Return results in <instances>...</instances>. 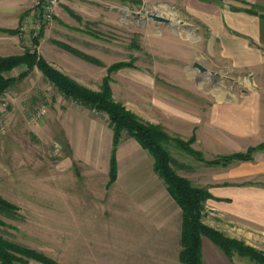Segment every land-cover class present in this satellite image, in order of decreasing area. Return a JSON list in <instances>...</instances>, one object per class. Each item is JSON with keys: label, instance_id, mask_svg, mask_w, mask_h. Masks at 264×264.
I'll return each instance as SVG.
<instances>
[{"label": "rangeland", "instance_id": "1", "mask_svg": "<svg viewBox=\"0 0 264 264\" xmlns=\"http://www.w3.org/2000/svg\"><path fill=\"white\" fill-rule=\"evenodd\" d=\"M76 1L85 2L89 12L66 10L70 25L63 23L64 41L53 31L48 43L50 48H62L93 66L90 76H84L82 71L75 75L79 79L86 77L90 86L54 67L50 53V61L42 54L41 40L50 24L56 23L57 14L37 37L21 35L23 22L34 12L33 0L18 28L6 31L18 35L20 53L0 57H20L29 51L68 78L97 92L102 90L112 65L130 63L132 66L110 74L112 98L143 122L158 126L168 135L169 140L163 144L180 176L189 178L193 185L205 182L204 175L210 167L206 162L231 155L217 152L232 151L233 147L223 142L211 148L206 146V141L196 144L197 130L204 134L208 130L222 132L227 124L185 121L173 115L168 106H187L188 99L195 97L184 87L191 85L195 86L192 92L198 94V99L204 100L205 119L209 118L207 104L219 101L222 109L228 110L230 99L244 97L246 84L251 83L250 68L237 67L232 60L222 59L223 47L233 44L229 40H226L228 44L224 43L218 32L212 35L210 27L197 16L205 4H222L234 10L241 0ZM253 1L251 11L259 12L261 6L255 4L264 0ZM152 15L169 21H156ZM69 47L98 62L88 61ZM195 62L206 71L195 68ZM102 70L105 76L97 82ZM139 71L150 73L157 89L134 91L133 78ZM2 75L11 84L0 95V197L18 207V210L0 211L2 240L35 250L57 264H180L182 210L168 194L163 179L153 171L149 153L145 150L147 154L140 153L145 168L130 171L122 188L107 190L109 176L103 182L92 180L89 175L86 178L85 169L91 162L85 154L74 162V179L73 174H68V165H64V162L68 164L72 151L63 124L67 123L68 115L75 117L72 132L84 148L98 137L97 157L106 168L111 155L104 133L108 115L65 97L36 65L30 68L23 63ZM43 108L46 113L38 117ZM79 110L90 113L82 119ZM122 136V140L131 138L126 133ZM186 145L193 153L185 150ZM246 145L243 141L242 151L234 153L246 152L249 149ZM128 148L127 145L126 153ZM199 167L206 168L205 172L199 171ZM58 171L61 172L59 184ZM150 184L153 189L148 194ZM28 264L43 263L30 259Z\"/></svg>", "mask_w": 264, "mask_h": 264}, {"label": "crops", "instance_id": "2", "mask_svg": "<svg viewBox=\"0 0 264 264\" xmlns=\"http://www.w3.org/2000/svg\"><path fill=\"white\" fill-rule=\"evenodd\" d=\"M254 2L253 0H241V2H238V5L234 6V10L226 9L222 4L217 6L205 4V6L200 8L201 12L197 15L203 23L210 27L212 35L220 33L221 35H218L220 38H223L224 43L228 44L227 41L229 40L233 44V47L229 45L223 47L222 54L224 56H222V59L232 60L237 67L250 68L248 74L251 78V83L246 84L244 97L230 99L228 101V110L222 109V102L220 103L219 101L207 104L209 109L206 113L209 118L205 119L204 116L206 114L204 109L206 105L203 103L204 100L198 99V94L192 92L196 88L191 85L184 88L190 91V96L192 95L196 99H188L187 106H168L173 115H178L180 118L185 119V121L227 124V129L222 132L208 130L204 134L197 130L196 134V144H199L201 141L205 143L204 141H206V146L211 148L217 145V143L223 142L233 147L232 151L217 152L220 154H233L239 151L243 141H246L248 148L264 144V2L258 1V4L256 3L255 5L261 6L260 9H257L259 12L252 13L251 9ZM85 6V2L78 3L75 0H61L60 6L56 11L58 17L55 21L56 23L50 24L49 29L41 40L40 47L42 54L47 60L49 59L48 53L52 55L55 62L54 67L78 82L90 86V83H87L85 79L86 77L81 78V80L75 75L77 72L82 71L84 76H90V73L94 70L93 66H88L82 59L62 48H50L48 43L52 38L53 31L59 33L60 38L58 39L64 41L62 40V36L65 32L61 29H64L65 25H70L66 10H75L83 14L90 10L88 6ZM30 7H32V0H0L1 56L17 55L20 53L17 50L18 47L20 48L18 35L12 36L7 34L6 31L18 28L22 16L29 11ZM85 52L88 53L87 51ZM211 54L214 55V52ZM208 57H205L206 60ZM209 58L211 62H214L212 57ZM97 76V82L98 80L101 82L105 76L104 70ZM133 89L139 92L155 90L157 89V83L150 73L144 74L139 71L134 74ZM78 112L83 117L82 119H85L84 117L90 113L89 110H79ZM107 121L105 126L107 130L104 132L106 137L105 142L106 146L108 145L109 149H111L112 154L114 132ZM74 123H76L75 117L68 115L67 123L63 124V132L72 151V154L68 157V164L64 162V165H68L66 167L68 174L70 176L73 174L72 176L75 179L76 175L73 172L74 162L81 160L80 157L85 154L91 162L86 167L87 169H85L86 178L89 175L88 177L92 178V180L93 178L95 180L101 179L103 182L104 178H108L109 176L110 182L111 155L109 167L105 168L103 162L97 157L98 137L97 140H93L94 142H88V145L84 148L83 142L78 139L75 132H72ZM127 145L129 148L126 153ZM240 151L242 150L240 149ZM141 152L148 155V161L155 172L150 152L144 149L134 138L123 139L117 149V179L111 185L108 182L107 190L111 191L112 188L119 189L122 188L121 186L124 187L130 171L135 172L145 168L143 164L146 163L141 162ZM126 159L128 161H125ZM181 166L182 168L189 169L186 165L181 164ZM209 166L207 167L208 170H206L207 174L204 175L207 178L205 182L195 185L208 189L214 197V199L206 202V216L203 217V222L213 229L224 233L227 237L245 241L246 244L264 251V149L257 151L253 160L250 161H235L228 165ZM198 169L203 173L206 168L199 167ZM60 173L58 171L56 176L58 184ZM148 175L147 170L146 179ZM147 182L149 180L146 181L144 187ZM140 185L139 187H141ZM151 189H153L152 184H150L149 190H146V192L149 194ZM202 256L204 264H257L248 257L238 254H235L232 258L228 257L219 246L207 237H203L202 239Z\"/></svg>", "mask_w": 264, "mask_h": 264}, {"label": "trees", "instance_id": "3", "mask_svg": "<svg viewBox=\"0 0 264 264\" xmlns=\"http://www.w3.org/2000/svg\"><path fill=\"white\" fill-rule=\"evenodd\" d=\"M252 13L255 12L252 11ZM68 49L80 54L88 61L98 62L92 56L82 54L70 47ZM23 63L30 68L35 65L38 66L48 79L62 91L65 97L72 99L87 109L97 110L108 115L110 127L114 132L109 185L117 179V149L122 142L123 133L134 138L144 149L150 152L154 158L155 172L164 180L169 194L182 210L180 264H204L202 256L203 237L213 241L230 258L238 254L248 257L257 264H264L263 251L246 244L242 240L227 237L222 232L203 222L206 202L214 199L213 195L208 189L193 185L189 179L180 176L175 171L172 165V157L163 144L164 141L169 140L168 135L163 130L156 125L143 122L138 115L128 110L124 104L112 98V89L109 83L110 74L121 68L132 66L130 63L118 62L112 65L108 70L109 75L104 79L102 90L97 92L68 78L47 62L40 60L37 54H32L29 51L20 57H0V95L11 84L10 80H6L3 77V72L9 71ZM184 148L193 153L187 145ZM263 149L264 144H261L256 147H250L246 152L221 156L206 163L208 165H228L235 161H250L253 160L258 150ZM10 210H18V207L0 197V211L9 212ZM30 259L43 264H57V262L35 250L6 243L0 237V264H28Z\"/></svg>", "mask_w": 264, "mask_h": 264}, {"label": "built area", "instance_id": "4", "mask_svg": "<svg viewBox=\"0 0 264 264\" xmlns=\"http://www.w3.org/2000/svg\"><path fill=\"white\" fill-rule=\"evenodd\" d=\"M33 3L34 12L25 19L20 30L21 35L31 38L37 37L42 28L53 21L61 0H33ZM45 113L46 108L40 109L38 117Z\"/></svg>", "mask_w": 264, "mask_h": 264}, {"label": "water", "instance_id": "5", "mask_svg": "<svg viewBox=\"0 0 264 264\" xmlns=\"http://www.w3.org/2000/svg\"><path fill=\"white\" fill-rule=\"evenodd\" d=\"M154 20L156 21H160V22H168L169 20L165 17H162V16H158V15H152L151 16ZM194 67L195 68H198L199 70H201L202 72H205L206 71V68L201 65L200 63H194Z\"/></svg>", "mask_w": 264, "mask_h": 264}]
</instances>
